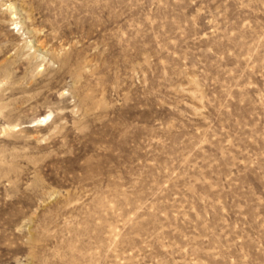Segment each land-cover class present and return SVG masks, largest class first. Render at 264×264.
Masks as SVG:
<instances>
[{
  "label": "rangeland",
  "instance_id": "1",
  "mask_svg": "<svg viewBox=\"0 0 264 264\" xmlns=\"http://www.w3.org/2000/svg\"><path fill=\"white\" fill-rule=\"evenodd\" d=\"M0 264H264V0H0Z\"/></svg>",
  "mask_w": 264,
  "mask_h": 264
}]
</instances>
